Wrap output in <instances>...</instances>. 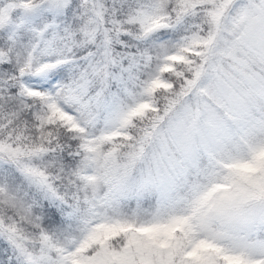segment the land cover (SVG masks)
I'll use <instances>...</instances> for the list:
<instances>
[{"label":"snow or ice","instance_id":"obj_1","mask_svg":"<svg viewBox=\"0 0 264 264\" xmlns=\"http://www.w3.org/2000/svg\"><path fill=\"white\" fill-rule=\"evenodd\" d=\"M0 264H264V0H0Z\"/></svg>","mask_w":264,"mask_h":264}]
</instances>
